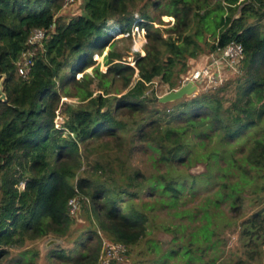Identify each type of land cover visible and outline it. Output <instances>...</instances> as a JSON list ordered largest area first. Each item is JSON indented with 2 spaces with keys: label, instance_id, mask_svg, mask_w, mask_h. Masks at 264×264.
I'll use <instances>...</instances> for the list:
<instances>
[{
  "label": "trees",
  "instance_id": "16d2710c",
  "mask_svg": "<svg viewBox=\"0 0 264 264\" xmlns=\"http://www.w3.org/2000/svg\"><path fill=\"white\" fill-rule=\"evenodd\" d=\"M67 2L0 0V81L6 94L0 101V260L26 240L66 235L72 224L69 201L78 196L90 200L101 229L114 242L126 247L145 236L148 216L132 202L137 191L127 186L138 187L148 178L135 170L122 186L113 176L106 183L78 174L100 142L150 150L158 165L205 161L207 173L201 177L160 172L149 191L171 206L185 191L193 194L199 182L212 181L217 190L199 206L202 225L209 228L212 222L211 204L239 214L245 187L264 179V0H84L83 11L65 20L58 12ZM163 15L173 22L161 29L155 22L163 24ZM132 25L145 30V53L137 54L132 66L110 49L101 71L93 55L113 45L109 30L129 33ZM34 28L44 29L46 38L23 76L17 62ZM204 32L216 34L211 51L232 41L243 46L241 73L212 90L161 103L147 90L157 79L168 90L180 85L174 77L184 71L183 59L196 56ZM89 67L92 72H85ZM95 90L100 92L93 95ZM63 95L79 104L63 103L67 119L57 127L55 111ZM84 169L114 172L110 162L94 161ZM242 225L253 258L257 243H264V207ZM210 231L203 237L207 243ZM87 239L80 243L85 252L70 258L74 264L98 261L102 240L92 230Z\"/></svg>",
  "mask_w": 264,
  "mask_h": 264
},
{
  "label": "rangeland",
  "instance_id": "374dc122",
  "mask_svg": "<svg viewBox=\"0 0 264 264\" xmlns=\"http://www.w3.org/2000/svg\"><path fill=\"white\" fill-rule=\"evenodd\" d=\"M83 3L84 0H68L58 15L69 20L83 11ZM161 20L163 24L156 21L155 26L164 29L172 24L173 17L163 15ZM253 21H255L254 18H249V22ZM262 24H264V19ZM144 33L145 30L142 31L137 25H132L129 33L122 32L119 27H113L109 30V40L113 41V45L106 46L102 54L95 53L93 55L94 65L98 64L99 69L105 71L104 55L112 49L121 52L125 62L134 66L137 54L145 53L146 38ZM166 35L167 33L164 32V36ZM214 42H216V34L203 33L202 38L198 40L200 49L196 56L183 59L186 62L185 69L174 77L177 81L179 80L180 85L185 77L207 62L211 51L210 47ZM242 65V62L235 67L228 66L226 63L221 64L220 73L215 75L217 77L203 82L194 94L212 90L220 84L223 85L236 78L241 73ZM177 66L179 67V64ZM85 72L91 73L92 67L85 69ZM136 72L134 79L138 76ZM81 75L82 73H77L74 77L80 78ZM168 89L167 83H162L157 79L147 92L150 93L154 90L155 95L160 97L170 91ZM99 92L95 90L93 95ZM64 102L73 105L79 104L76 97L64 95L61 97L59 107L55 111V123L58 126H61L67 119V113L63 110ZM130 125L132 124L130 123ZM151 153L146 149L132 152L128 143H124L119 149L111 146L110 142L106 144L100 142L92 150L88 161L84 163L78 173L106 183L110 181L109 177L113 176L114 182L122 186L126 185V175L135 170H139L144 177L148 178L138 187L127 186L130 191L138 193L137 196H131V199L134 205L148 216L147 232L139 241L126 246L124 258L113 260V264H264V243H257L253 258H250L248 248L245 246L247 239L241 235L242 221L264 207V179L255 178L251 184L245 187L241 210L237 211L239 214L231 211L228 205H220L218 208L212 204L208 205L212 222L209 226L211 235L209 243H207L203 237L209 232V228L207 225H202L206 221L205 218H201L202 210L200 208L204 205V199L211 198L217 190L215 183L212 181L199 182L193 194H187L185 191V195L179 199L180 202L171 206L164 205L159 201L160 196L157 193L149 191L150 180L157 177L160 172L178 177L182 175L181 178L188 174L201 177L207 173L206 162L200 160L193 162L189 167L183 165L175 168L174 165L170 166L167 163L159 165L153 163V159L150 157ZM94 161L110 162L114 172L112 174H101L99 171L97 173L86 172L84 168H89ZM75 202L70 213L72 224L66 235L56 236L49 233L35 240H26L22 246L10 247L8 255L0 260V264H74L71 259L85 252L80 243L82 241L88 243L89 230L96 231L102 240L99 259L95 263L99 264L100 257L106 253V245L114 243V241L109 233L101 229L92 211L90 200L78 196ZM186 211L189 212V215ZM216 213L220 216L216 215L215 221L214 214ZM58 253H62L64 257H58Z\"/></svg>",
  "mask_w": 264,
  "mask_h": 264
},
{
  "label": "built area",
  "instance_id": "2783aa9c",
  "mask_svg": "<svg viewBox=\"0 0 264 264\" xmlns=\"http://www.w3.org/2000/svg\"><path fill=\"white\" fill-rule=\"evenodd\" d=\"M143 31V29L141 28ZM46 38V31L41 28H34L27 40L28 48L22 53L19 58L18 72L19 74L25 76L30 67L33 64V56L35 50L38 46L42 45L43 40ZM244 58L243 46L238 42H230L224 47H216L214 50L210 51L207 62L195 69L189 76L185 77L181 84L186 80H192L196 85L197 89L206 80L216 78L221 71V64L226 63L228 66L235 67L237 64L241 63ZM180 86V85H179ZM178 86V87H179ZM55 125L58 126L56 123ZM76 198H73L69 201L70 212L71 208L76 204ZM126 247L124 244L119 242L108 243L106 245L105 255L100 257L99 264H113L112 261H117L124 258V253Z\"/></svg>",
  "mask_w": 264,
  "mask_h": 264
},
{
  "label": "water",
  "instance_id": "95a60500",
  "mask_svg": "<svg viewBox=\"0 0 264 264\" xmlns=\"http://www.w3.org/2000/svg\"><path fill=\"white\" fill-rule=\"evenodd\" d=\"M2 81H0V101L6 100V94L3 91ZM197 85L192 80H186L179 87L174 88L159 97L161 103L171 102L183 98L184 96H190L196 92Z\"/></svg>",
  "mask_w": 264,
  "mask_h": 264
}]
</instances>
